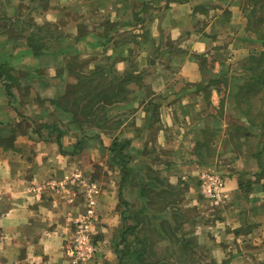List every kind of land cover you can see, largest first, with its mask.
Returning <instances> with one entry per match:
<instances>
[{"label":"crops","instance_id":"0c3cea01","mask_svg":"<svg viewBox=\"0 0 264 264\" xmlns=\"http://www.w3.org/2000/svg\"><path fill=\"white\" fill-rule=\"evenodd\" d=\"M193 13L188 0H0V264H74L86 198L43 186L75 176L101 188L83 264H264L261 181L247 191L242 168L227 173L223 207L202 191L221 166L204 64L219 44Z\"/></svg>","mask_w":264,"mask_h":264},{"label":"rangeland","instance_id":"374dc122","mask_svg":"<svg viewBox=\"0 0 264 264\" xmlns=\"http://www.w3.org/2000/svg\"><path fill=\"white\" fill-rule=\"evenodd\" d=\"M188 1L192 2L194 11L192 29H199V35L203 37H217L213 39L219 44L214 56L204 58L212 81L219 80L213 88L219 95L218 100L209 104L213 113L208 130L211 139L219 143L220 149L216 153L211 150V161L215 162L218 158L217 162L221 166L210 174L226 180L229 176L227 173L242 168L244 179H239L238 183L244 180L261 181L264 186V129L248 121L251 118L258 124L264 123V88H259L256 79L252 77V68L258 71V68L264 67V62L258 64L255 60L250 61L253 56L257 58L264 53V42L259 40L264 27L261 20L264 16V0ZM234 51H243V57H235ZM250 82L254 86L253 90L241 94V89L246 86L249 88ZM99 90H104V86L99 87ZM93 110H96L95 121L104 119L101 115L104 107L102 110L100 106ZM237 126L245 129L242 127L238 131ZM215 128L218 133H212ZM246 131L250 132L249 137H245ZM234 155L242 160L241 167L230 159ZM243 189L249 190V186L246 184ZM147 263L154 264L150 256H147Z\"/></svg>","mask_w":264,"mask_h":264},{"label":"built area","instance_id":"2783aa9c","mask_svg":"<svg viewBox=\"0 0 264 264\" xmlns=\"http://www.w3.org/2000/svg\"><path fill=\"white\" fill-rule=\"evenodd\" d=\"M201 185L204 196L215 204L220 205L227 200L225 180L219 175L204 173L201 177ZM75 186L81 188L87 204L84 212L75 221V235L68 252L74 264H83L93 260L99 250L94 239V225L99 220L98 198L101 194L99 184L75 176L66 179H51L44 184L43 188L62 191Z\"/></svg>","mask_w":264,"mask_h":264},{"label":"trees","instance_id":"16d2710c","mask_svg":"<svg viewBox=\"0 0 264 264\" xmlns=\"http://www.w3.org/2000/svg\"><path fill=\"white\" fill-rule=\"evenodd\" d=\"M263 17L261 18V20L263 21V25H264V18ZM259 40H262L264 42V27H263V30L261 32V36L259 37ZM254 60L257 61L258 64H261L262 62H264V53L262 55H260L259 57H257V58H256V56H253L250 61H254ZM252 70L254 72V74L252 75V77L256 79L259 88H264V67L263 68H258V71H256L255 68H252ZM248 86H249V88H247V86H246L243 89H241V94H246L249 90L250 91L253 90L254 86L252 85L251 82L248 83ZM248 121L251 124H253V125H258L261 129H264V123H259L258 124L256 122V120H253L251 118ZM242 127L243 126H237V130L238 131H241L244 128V127L243 128ZM250 135H251L250 132L248 133L246 131L245 137H249ZM246 184L249 186V190H250V188H251L250 182L246 183V182L243 181L241 183V187H244L245 188V185ZM249 190H247V191H249Z\"/></svg>","mask_w":264,"mask_h":264}]
</instances>
